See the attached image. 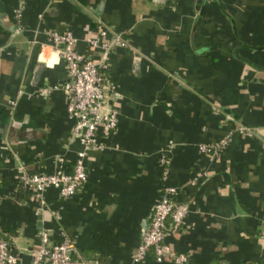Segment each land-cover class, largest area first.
Returning <instances> with one entry per match:
<instances>
[{
	"label": "crops",
	"instance_id": "crops-1",
	"mask_svg": "<svg viewBox=\"0 0 264 264\" xmlns=\"http://www.w3.org/2000/svg\"><path fill=\"white\" fill-rule=\"evenodd\" d=\"M100 20L129 40L107 71L122 93L118 128L108 148L89 151L76 194L49 187L43 213L21 201V188L0 202V234L26 261L47 228L103 264H172L153 249L134 260L162 192L165 152L166 183L190 206L168 231L171 246L189 264H264V0H0V189H18L23 169L52 170L57 154L75 160L82 144L69 141L66 96L42 92L67 76L45 31L69 28L91 52L86 38ZM202 143L214 148L202 153Z\"/></svg>",
	"mask_w": 264,
	"mask_h": 264
},
{
	"label": "built area",
	"instance_id": "built-area-1",
	"mask_svg": "<svg viewBox=\"0 0 264 264\" xmlns=\"http://www.w3.org/2000/svg\"><path fill=\"white\" fill-rule=\"evenodd\" d=\"M22 8H18V15H21ZM45 33L49 43L65 59L67 76L60 85L50 84L43 87L42 92L48 93L56 89L64 92L68 113L73 119L69 141H78L82 147L77 150L73 163L68 164L64 155L57 154L52 170L23 169L19 173L18 189L8 192L0 189V202L17 197L20 188L28 192L26 199L21 198V201L34 204L37 213H43L48 207L45 192L49 187L57 188L62 197L76 194L88 177L89 151L109 147L108 138L118 128L119 110L116 102L122 97V93L107 71L112 53L129 45L126 31L117 30L102 20L98 23L96 34L86 38L91 52L77 48L79 38L69 28H49ZM24 92L23 88L19 90V94ZM10 102L15 104L16 100L11 99ZM239 129L246 131L248 127L240 126ZM228 140L229 137L222 138L219 145L224 146ZM211 148L214 146L206 143L200 145V151L205 154ZM161 160L164 185L134 260L137 262L145 259L153 249L158 261L170 259L172 264H189L188 253L174 249L167 240V234L170 228L184 223L190 206L174 198L178 186L166 183L170 176L169 168L165 165L168 161L167 153L162 152ZM259 234L264 237V214ZM30 255V260L26 261L14 238L1 231L0 264H103L99 255L88 256L82 252L70 234L63 233L56 240L47 228L39 230V243L30 250Z\"/></svg>",
	"mask_w": 264,
	"mask_h": 264
}]
</instances>
